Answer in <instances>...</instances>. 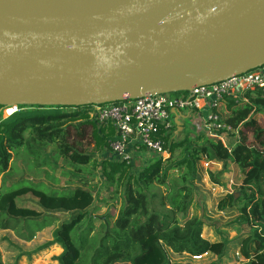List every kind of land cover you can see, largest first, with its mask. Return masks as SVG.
Returning <instances> with one entry per match:
<instances>
[{
    "label": "trees",
    "instance_id": "trees-1",
    "mask_svg": "<svg viewBox=\"0 0 264 264\" xmlns=\"http://www.w3.org/2000/svg\"><path fill=\"white\" fill-rule=\"evenodd\" d=\"M254 91L258 95L252 102L264 107V91ZM251 93L252 90H245L241 95H227L217 112L232 128L243 126L264 134L256 119L246 118L243 106L231 109L239 98L250 97ZM18 106L20 109L6 118L0 114V243L7 242L6 250L18 252L15 264L23 257L32 260L33 254L52 245L62 249L53 257L57 264H181L172 263L170 252L191 257L212 253L216 260L207 264L236 262L227 254L234 239L223 236L210 241L203 236L205 226L219 229L220 225L208 219L205 199H201L197 179L202 160L221 162L225 167L231 161L240 163L242 181L234 190L227 189L218 200L217 209H237L232 223L246 228L240 241L241 264H264V142L259 153L241 162V153L223 143L219 132L179 139L174 134V123L171 132L160 135L169 156L149 159L135 169V163L113 156L115 129L110 123L90 118L92 105ZM21 149L33 164L27 169L43 170L44 175H12L14 155ZM106 150L110 156L99 158ZM59 159L66 163L64 167L56 165ZM88 165L93 172L89 177L85 175ZM57 168H61V175L54 174ZM99 176L105 190H110L109 197L119 200L116 215L107 207L112 199H102L107 210L103 216L97 213L101 206L96 203L90 182ZM212 176L214 182L223 185L219 177ZM61 178H66V186L55 184ZM157 186L166 187V192L158 191ZM29 193L37 199L33 205L19 203L18 198ZM198 202L201 212L188 215L191 205ZM59 215L64 219H59ZM57 222L50 240L26 250L25 242H31L37 233ZM9 233L17 241L10 240ZM0 264H4L1 249Z\"/></svg>",
    "mask_w": 264,
    "mask_h": 264
},
{
    "label": "water",
    "instance_id": "water-1",
    "mask_svg": "<svg viewBox=\"0 0 264 264\" xmlns=\"http://www.w3.org/2000/svg\"><path fill=\"white\" fill-rule=\"evenodd\" d=\"M262 65L264 0H0L1 107L189 92Z\"/></svg>",
    "mask_w": 264,
    "mask_h": 264
},
{
    "label": "rangeland",
    "instance_id": "rangeland-1",
    "mask_svg": "<svg viewBox=\"0 0 264 264\" xmlns=\"http://www.w3.org/2000/svg\"><path fill=\"white\" fill-rule=\"evenodd\" d=\"M173 94V93H171ZM243 94V92H240V95ZM178 95V94H177ZM258 93L254 90H252V93L250 97L243 95L242 99H238L239 103H236L231 109H236L239 106H243V112L246 118H254L257 120L259 126L264 129V107L260 108L257 105H255L252 102V99H255L257 97ZM222 109V106L219 107V110ZM183 111H186L185 109ZM4 116V115H3ZM187 121V119H185ZM232 131V133H231ZM223 133V143L230 146L231 149H235L241 153V162H246L252 159V157L259 153L261 150V144L264 142V134H256L252 128L239 126L238 128H233V130H225L222 131ZM180 136L179 139L183 138ZM179 137V136H178ZM54 147V146H52ZM56 147V146H55ZM54 147V148H55ZM107 151V150H106ZM109 152H104L103 154L99 155V158L102 156H108ZM27 152L23 149L17 154L14 155L13 161H12V175L14 177H20L23 173H28L30 175V178H38L42 175H44L43 170L42 172H35L32 170L27 169L32 168L33 164L29 161V158L27 157ZM110 156V155H109ZM157 157H153L151 160L155 159ZM204 162V163H203ZM65 162H63L61 159L57 160L56 165H59V167H64ZM48 169L47 167H45ZM135 169L138 168V166H134ZM27 169V170H26ZM65 169H72L69 167H66ZM134 169V170H135ZM88 173H86V176H91L93 172H91V165H88ZM136 171V170H135ZM49 172H53L50 170ZM62 171L61 168H57L54 172L55 175H61ZM219 177L223 185L218 184L214 182L213 176ZM199 178L197 179V184L199 185L201 192H202V198L204 200V207L206 210V216L210 221H217L220 225L219 229L213 228V227H207L205 226L203 228V236L210 241H218L223 236L234 239V241L231 243V245L228 247L227 254L228 257L236 258V262L232 263L228 260H225L223 264H241L243 259L241 258L240 254V244H241V236L244 235L246 228L245 226H240L239 224L232 223L238 215L237 209L230 210V211H220L217 209V203L218 200L226 193L227 189L234 190L238 185L241 183L243 178V172L241 169L240 163L237 164L234 161L229 162L228 166L225 167L221 162H215L213 163L210 168H207L205 166V160L200 162L199 165V172H198ZM100 178H95L94 180H91L90 185L91 188L94 189L95 195H96V203L101 206L99 208L98 212L100 215L103 216V213L107 210V207H109L110 212L114 215L117 214L119 209V200L118 199H112L109 197L110 190L106 191L105 187L103 186V183H101V176ZM74 182V181H73ZM57 186L63 187L66 186V178H61L58 182L55 183ZM99 189V192L97 193V189ZM155 188V187H154ZM155 189L158 191H164L166 192V187L157 186ZM160 189V190H159ZM29 197V198H28ZM31 197V198H30ZM33 195L31 193L21 196L18 198L19 203H24L27 206L33 205L34 199L32 198ZM35 198V197H34ZM102 199H106L107 201L109 199L110 202L108 203V206L105 207L102 204ZM106 203V202H105ZM198 205L195 203L194 205H191V207L188 210V215L193 214H199L201 211L199 209ZM198 206V207H197ZM180 217H182L181 214H179ZM59 219H64L61 215L58 216ZM256 223H258V220H255ZM59 222H57L54 226L45 228L41 232L37 233V237L31 241L25 243L26 250L31 251V249H34L36 245H42L46 241L50 240L52 238V233L54 228L57 226ZM2 235V234H1ZM8 238L10 240H16V237L12 234H8ZM4 236V235H3ZM1 238V236H0ZM19 242V241H18ZM21 242V241H20ZM7 243V242H5ZM0 243V249L2 251V257L4 264H15V257L18 252H13L10 248H5V244ZM62 249L58 245H52L51 247H48L47 249L41 250L32 256V260H29L28 257H23L19 260V264H57V262L54 260V256L59 255L61 253ZM170 259L172 263H189V264H207L212 262L213 260H216V256L212 253H206L200 257H191L188 254H174L170 252ZM228 259V258H226Z\"/></svg>",
    "mask_w": 264,
    "mask_h": 264
},
{
    "label": "built area",
    "instance_id": "built-area-1",
    "mask_svg": "<svg viewBox=\"0 0 264 264\" xmlns=\"http://www.w3.org/2000/svg\"><path fill=\"white\" fill-rule=\"evenodd\" d=\"M255 89L264 91V65L211 85L194 88L185 95L146 94L136 99L92 105L89 116L99 123L113 125V156L130 164H137L153 157L169 156V150L160 135L169 133L174 128L172 110L200 111L207 104L209 110L205 117L206 129L212 133L219 132V137L223 140L222 131L233 128L221 120L217 112L220 102L227 95H240V92ZM19 109L18 105L1 107L0 114L6 118ZM212 164V161L205 160L207 168Z\"/></svg>",
    "mask_w": 264,
    "mask_h": 264
},
{
    "label": "crops",
    "instance_id": "crops-1",
    "mask_svg": "<svg viewBox=\"0 0 264 264\" xmlns=\"http://www.w3.org/2000/svg\"><path fill=\"white\" fill-rule=\"evenodd\" d=\"M208 110H209V107L207 106V104L200 111L188 112V111L172 110V118H173V121L176 125V128L174 129V134L176 136L180 137V136H182V134L194 136V135H197V134L203 133V132L211 133L206 129V126H205V117H206V113ZM185 119H187V121H185ZM179 123L181 126L180 128L178 127ZM147 162H148V160H146L144 162L139 161V162H137L136 166H138V168H139V167L143 166L144 163H147ZM213 163H215V162H213ZM32 198L34 200H37L36 197L34 198V196ZM6 233L7 232H4L3 234L5 235ZM0 234H2V233H0ZM36 237H37V235L34 237V239Z\"/></svg>",
    "mask_w": 264,
    "mask_h": 264
}]
</instances>
